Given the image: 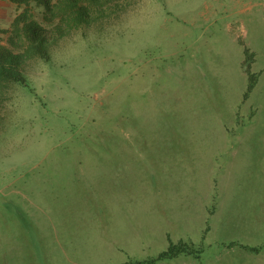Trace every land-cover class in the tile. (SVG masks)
Returning a JSON list of instances; mask_svg holds the SVG:
<instances>
[{
	"label": "rangeland",
	"instance_id": "obj_1",
	"mask_svg": "<svg viewBox=\"0 0 264 264\" xmlns=\"http://www.w3.org/2000/svg\"><path fill=\"white\" fill-rule=\"evenodd\" d=\"M99 1L29 6L62 34L0 85V264H264V0Z\"/></svg>",
	"mask_w": 264,
	"mask_h": 264
},
{
	"label": "trees",
	"instance_id": "obj_2",
	"mask_svg": "<svg viewBox=\"0 0 264 264\" xmlns=\"http://www.w3.org/2000/svg\"><path fill=\"white\" fill-rule=\"evenodd\" d=\"M22 10L11 21L8 29H0L7 33L6 44L0 45V85L4 81H13L20 84L26 83L22 72L24 63L33 58L45 61L50 59V47L55 38L62 34V27L56 26V34L50 32L41 22L36 20L29 6L31 3L43 7V19L52 22L54 19L63 21L67 27L89 23L90 6L99 3V0H11ZM247 71V67L245 68ZM255 84V75L249 73L247 92ZM247 92L244 96L247 95ZM192 249L185 244H170L156 259L170 258L179 253H191ZM156 259L148 260L153 263ZM143 262H127L124 264H142Z\"/></svg>",
	"mask_w": 264,
	"mask_h": 264
},
{
	"label": "crops",
	"instance_id": "obj_3",
	"mask_svg": "<svg viewBox=\"0 0 264 264\" xmlns=\"http://www.w3.org/2000/svg\"><path fill=\"white\" fill-rule=\"evenodd\" d=\"M14 5H15L14 2H12L11 0H0V23L8 19V15H9L8 10L10 9V11H13ZM12 18H14V16H12ZM0 28H5V27L3 25L2 26L0 25Z\"/></svg>",
	"mask_w": 264,
	"mask_h": 264
}]
</instances>
